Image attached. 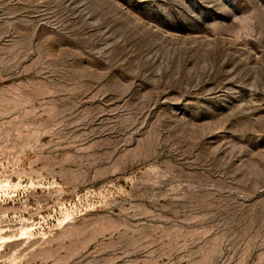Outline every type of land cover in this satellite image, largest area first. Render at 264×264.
Returning a JSON list of instances; mask_svg holds the SVG:
<instances>
[{
  "label": "rangeland",
  "instance_id": "374dc122",
  "mask_svg": "<svg viewBox=\"0 0 264 264\" xmlns=\"http://www.w3.org/2000/svg\"><path fill=\"white\" fill-rule=\"evenodd\" d=\"M0 264H264V0H0Z\"/></svg>",
  "mask_w": 264,
  "mask_h": 264
}]
</instances>
